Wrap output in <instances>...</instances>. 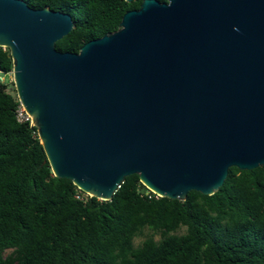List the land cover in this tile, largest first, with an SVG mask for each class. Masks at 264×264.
Instances as JSON below:
<instances>
[{
    "label": "water",
    "instance_id": "water-1",
    "mask_svg": "<svg viewBox=\"0 0 264 264\" xmlns=\"http://www.w3.org/2000/svg\"><path fill=\"white\" fill-rule=\"evenodd\" d=\"M131 3L133 0H125ZM69 14L0 0V47L53 175L110 201L130 175L211 196L264 166V0H143L78 53Z\"/></svg>",
    "mask_w": 264,
    "mask_h": 264
},
{
    "label": "trees",
    "instance_id": "trees-1",
    "mask_svg": "<svg viewBox=\"0 0 264 264\" xmlns=\"http://www.w3.org/2000/svg\"><path fill=\"white\" fill-rule=\"evenodd\" d=\"M22 1L69 14L74 28L55 49L78 53L115 32L143 0ZM12 68L0 47L7 76L0 82V264H264V166L230 168L213 195L190 191L185 201L156 196L138 175L126 177L110 201L89 197L53 175L36 128L18 120ZM145 228L161 239L135 247Z\"/></svg>",
    "mask_w": 264,
    "mask_h": 264
},
{
    "label": "rangeland",
    "instance_id": "rangeland-1",
    "mask_svg": "<svg viewBox=\"0 0 264 264\" xmlns=\"http://www.w3.org/2000/svg\"><path fill=\"white\" fill-rule=\"evenodd\" d=\"M8 80H10V81H12L13 82V80H12V77L10 78H8ZM183 233H185V228L183 227V228H181V229H179L177 232H175L174 234H176V235H181V234H183ZM153 238L155 241H159L160 239H161V236H160V234L159 233H156V232H154V231H152V230H150V229H148V228H145V229H143L142 231H141V233L138 235V236H136L135 238H134V240H133V245L135 246V247H137V246H139L145 239H147V238ZM9 253V251H7L4 255H6V254H8Z\"/></svg>",
    "mask_w": 264,
    "mask_h": 264
},
{
    "label": "built area",
    "instance_id": "built-area-1",
    "mask_svg": "<svg viewBox=\"0 0 264 264\" xmlns=\"http://www.w3.org/2000/svg\"><path fill=\"white\" fill-rule=\"evenodd\" d=\"M7 79V76H4L0 73V82H5ZM21 106V105H20ZM17 118L20 122L23 121H27L30 120V118L27 116V114L25 113V111L23 110V108L21 107L18 111H17ZM31 122V121H30Z\"/></svg>",
    "mask_w": 264,
    "mask_h": 264
}]
</instances>
